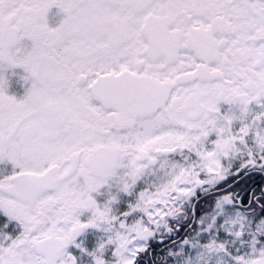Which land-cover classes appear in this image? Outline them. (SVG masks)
I'll use <instances>...</instances> for the list:
<instances>
[{
    "label": "snow or ice",
    "instance_id": "snow-or-ice-1",
    "mask_svg": "<svg viewBox=\"0 0 264 264\" xmlns=\"http://www.w3.org/2000/svg\"><path fill=\"white\" fill-rule=\"evenodd\" d=\"M250 171L264 0H0V264H264Z\"/></svg>",
    "mask_w": 264,
    "mask_h": 264
},
{
    "label": "flooded vegetation",
    "instance_id": "flooded-vegetation-1",
    "mask_svg": "<svg viewBox=\"0 0 264 264\" xmlns=\"http://www.w3.org/2000/svg\"><path fill=\"white\" fill-rule=\"evenodd\" d=\"M17 71L20 70L17 69ZM10 91L18 92L20 91V89L15 84H13L12 87L10 88ZM261 184H264V173H260L257 171H250L247 174L241 173L239 176H234V178L226 184L224 182H221L218 191L210 190L208 193L203 192L201 194H197V196L193 198L192 201V205L194 204V202H196L194 212L197 217L199 215H203L205 210H208L210 208L212 202L217 198V195L224 194L226 190H229L233 193H238L239 196L245 202H247L249 194L252 192V190L259 187ZM202 195L203 197H201ZM205 197H208V199L201 204L198 210H196V206L198 202ZM189 222L191 223L192 221ZM173 238L175 239L176 237ZM150 247L151 249H154L158 255L153 257L150 252L149 255L144 259V264H150V262L154 260L157 262V264H159L161 257L165 254L163 251L164 245L159 243V237L156 240L150 241Z\"/></svg>",
    "mask_w": 264,
    "mask_h": 264
},
{
    "label": "trees",
    "instance_id": "trees-1",
    "mask_svg": "<svg viewBox=\"0 0 264 264\" xmlns=\"http://www.w3.org/2000/svg\"><path fill=\"white\" fill-rule=\"evenodd\" d=\"M233 178H234V176L229 177L228 180H226L224 183H225V184L228 183V182L231 181ZM201 193H203V191H199V190L197 191V194H201ZM208 197H209V196H208ZM208 197H205V198H203L201 201L198 202V204H197V206H196V210H198V209L200 208L201 204H202L204 201H206V200L208 199Z\"/></svg>",
    "mask_w": 264,
    "mask_h": 264
},
{
    "label": "water",
    "instance_id": "water-1",
    "mask_svg": "<svg viewBox=\"0 0 264 264\" xmlns=\"http://www.w3.org/2000/svg\"><path fill=\"white\" fill-rule=\"evenodd\" d=\"M197 201V200H196ZM195 204H196V202H194V204H193V210H194V208H195Z\"/></svg>",
    "mask_w": 264,
    "mask_h": 264
}]
</instances>
